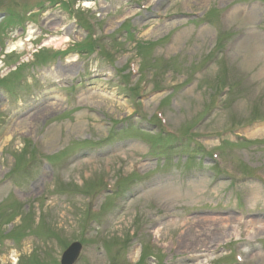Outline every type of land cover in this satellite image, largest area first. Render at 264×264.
<instances>
[{"label": "rangeland", "instance_id": "1", "mask_svg": "<svg viewBox=\"0 0 264 264\" xmlns=\"http://www.w3.org/2000/svg\"><path fill=\"white\" fill-rule=\"evenodd\" d=\"M73 242L264 264V0H0V264Z\"/></svg>", "mask_w": 264, "mask_h": 264}, {"label": "water", "instance_id": "2", "mask_svg": "<svg viewBox=\"0 0 264 264\" xmlns=\"http://www.w3.org/2000/svg\"><path fill=\"white\" fill-rule=\"evenodd\" d=\"M82 245L79 242L72 243L62 254L61 264H74L78 259Z\"/></svg>", "mask_w": 264, "mask_h": 264}, {"label": "bare ground", "instance_id": "3", "mask_svg": "<svg viewBox=\"0 0 264 264\" xmlns=\"http://www.w3.org/2000/svg\"><path fill=\"white\" fill-rule=\"evenodd\" d=\"M32 34H33V32H30L29 35H27V40H26V41H30V40L33 38V37H32ZM65 38H66V41H68L67 37H65ZM49 41H50V42H53V39H52V40H49ZM49 41H48V42H49ZM54 43H55V45H59L58 42H54ZM19 45H23V43H19ZM48 45H49V43L45 42V46H48ZM17 47H18V45H17V44H14V45L10 46L9 51H14V50L17 49ZM250 227H251V228L253 227V226H252V223H251Z\"/></svg>", "mask_w": 264, "mask_h": 264}]
</instances>
